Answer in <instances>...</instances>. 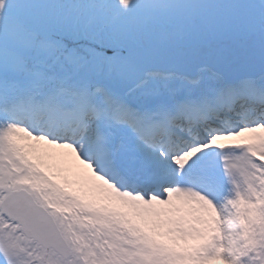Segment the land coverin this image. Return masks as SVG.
<instances>
[{"label": "snow or ice", "instance_id": "1", "mask_svg": "<svg viewBox=\"0 0 264 264\" xmlns=\"http://www.w3.org/2000/svg\"><path fill=\"white\" fill-rule=\"evenodd\" d=\"M4 3L0 264H264V0Z\"/></svg>", "mask_w": 264, "mask_h": 264}, {"label": "rangeland", "instance_id": "2", "mask_svg": "<svg viewBox=\"0 0 264 264\" xmlns=\"http://www.w3.org/2000/svg\"><path fill=\"white\" fill-rule=\"evenodd\" d=\"M15 0H5L3 7V14L7 15L9 11L15 6ZM21 139V143L30 144L34 149V156L42 158V149L40 148V143L37 141H27ZM225 144L230 142L224 141ZM36 145V146H35ZM43 146V145H42ZM45 149V148H44ZM52 149V148H51ZM29 150V149H28ZM58 153L60 158V165L58 167H54V165H46V161L41 159L40 161L33 157L32 153L29 152V155L50 175L53 176L54 179L57 180L62 186L66 187L69 191H74L78 194L85 195L88 199L94 200L97 203H110L107 199V194L101 192L97 189L85 175L82 170L76 171L71 167V160H67L66 155H64V151L58 148L52 149Z\"/></svg>", "mask_w": 264, "mask_h": 264}, {"label": "bare ground", "instance_id": "3", "mask_svg": "<svg viewBox=\"0 0 264 264\" xmlns=\"http://www.w3.org/2000/svg\"><path fill=\"white\" fill-rule=\"evenodd\" d=\"M23 142H24V140H23ZM42 145L40 143V148H43L41 150L42 154H43L42 158L34 156V149L33 148H29L28 151L31 152L33 157H35L37 160L40 161L41 159H44L47 162L46 165H48V166L54 165V167H58L60 165L61 160L58 156V153L56 151L52 150V149H54V146L48 145L46 142H42ZM66 158H67V160H70L67 156H66ZM71 167H73V170L75 169L76 171L82 170L81 166H79L77 163H75L73 161L71 162Z\"/></svg>", "mask_w": 264, "mask_h": 264}]
</instances>
